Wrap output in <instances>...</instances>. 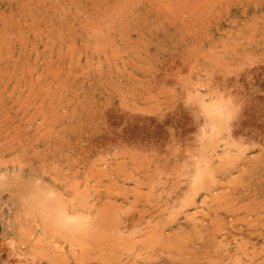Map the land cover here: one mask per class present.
Returning a JSON list of instances; mask_svg holds the SVG:
<instances>
[{
    "label": "rangeland",
    "instance_id": "obj_1",
    "mask_svg": "<svg viewBox=\"0 0 264 264\" xmlns=\"http://www.w3.org/2000/svg\"><path fill=\"white\" fill-rule=\"evenodd\" d=\"M0 264H264V0H0Z\"/></svg>",
    "mask_w": 264,
    "mask_h": 264
},
{
    "label": "bare ground",
    "instance_id": "obj_2",
    "mask_svg": "<svg viewBox=\"0 0 264 264\" xmlns=\"http://www.w3.org/2000/svg\"><path fill=\"white\" fill-rule=\"evenodd\" d=\"M223 154H224V153H223ZM225 155H226V154H225ZM226 156H227V155H226ZM218 159H220V158H218ZM220 160H221V159H220ZM220 162H222V161H220ZM222 163H223V162H222ZM109 167H110V166H109ZM212 168H213V167H212ZM15 190H16V189H15ZM62 205H63V204H62ZM46 206H47V205H46ZM120 213H121V212H120ZM64 214H65V213H64ZM63 217H64V216H62V218H63ZM67 218H68V217H67ZM67 218H65V220H67ZM69 218H70V217H69ZM72 218H74V217H72ZM72 218H70V221H71ZM78 218H79V216L77 217V219H78ZM86 218H87V217H86ZM65 220H64V221H65ZM72 220H73V219H72ZM74 220H75V219H74ZM59 221H60V220H59ZM68 221H69V220H68ZM76 221H77V220H76ZM83 221H84V220H83ZM81 222H82V221H81ZM81 222H80V223H81ZM95 222H96V221H95ZM66 223H67V222H66ZM69 223H70V225H71V222H69ZM85 223H86V222H85ZM50 224H51V223H50ZM64 224H65V223H64ZM74 224H75V222H73V225H74ZM77 224H78V223H77ZM91 224H92V223H91ZM78 225H79V224H78ZM247 225H248V224H247ZM66 227H67V226H66ZM73 227H74V226H73ZM119 238H120V237H119ZM51 244H52V243H51ZM57 245H58V244H57ZM53 246H54V245H53ZM53 246H52V247H53ZM55 248H56V247H55ZM58 249H59V248H58ZM62 249H63V247H62ZM62 253H65V252H62ZM62 253H61V254H62ZM55 256H56V255H55ZM60 256H61V255H60ZM23 257H24V256H23ZM57 257H58V256H57Z\"/></svg>",
    "mask_w": 264,
    "mask_h": 264
}]
</instances>
